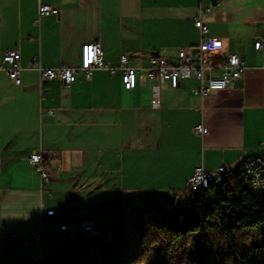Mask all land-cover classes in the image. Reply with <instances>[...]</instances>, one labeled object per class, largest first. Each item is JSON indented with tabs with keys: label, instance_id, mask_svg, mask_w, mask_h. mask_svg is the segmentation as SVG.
Listing matches in <instances>:
<instances>
[{
	"label": "crops",
	"instance_id": "obj_1",
	"mask_svg": "<svg viewBox=\"0 0 264 264\" xmlns=\"http://www.w3.org/2000/svg\"><path fill=\"white\" fill-rule=\"evenodd\" d=\"M41 3L60 13L39 16ZM199 17L207 35L224 44L207 56L214 68L204 81L222 75L230 54L247 66L243 77L206 98L195 92L202 83L194 77L173 87L140 73L137 86L126 90L120 71L97 70L70 86L38 71L79 66L82 46L95 41L111 67L120 66L123 54L137 68L159 56L177 64L181 49L195 50L202 40ZM260 39L264 0H0V57L19 50L22 67L20 84L0 74V264L86 242L63 225L80 229L89 218L108 232L114 227L102 223L123 220L129 207H177L197 167L225 165L231 172L264 150ZM155 86L159 105L152 104ZM199 124L206 134L196 131ZM33 154L43 156L48 179L30 162ZM183 185L185 191L173 189ZM40 229L48 235L37 242ZM21 230L29 234L27 247L15 236Z\"/></svg>",
	"mask_w": 264,
	"mask_h": 264
},
{
	"label": "trees",
	"instance_id": "obj_2",
	"mask_svg": "<svg viewBox=\"0 0 264 264\" xmlns=\"http://www.w3.org/2000/svg\"><path fill=\"white\" fill-rule=\"evenodd\" d=\"M242 165L177 207L127 208L109 238L91 235L11 264H264V194L252 189Z\"/></svg>",
	"mask_w": 264,
	"mask_h": 264
},
{
	"label": "built area",
	"instance_id": "obj_3",
	"mask_svg": "<svg viewBox=\"0 0 264 264\" xmlns=\"http://www.w3.org/2000/svg\"><path fill=\"white\" fill-rule=\"evenodd\" d=\"M38 11L39 16L60 13L59 9L43 3L39 5ZM195 24L202 32V40L195 50L189 48L181 49L177 64L173 63L168 58L159 56L152 58L147 68H137L129 65L128 56L123 54L121 56L120 66L118 68L111 67L103 59L104 50L100 43L95 41L86 43L82 46L81 64L79 66L46 68L39 65L38 71L41 77L50 79L60 78L67 86L72 85L80 76L90 79L97 70H108L112 74L120 71L122 84L126 90H133L137 86V78L140 73L145 74L149 80H158L159 82L168 81L173 87H176L183 78L194 77L202 83L200 87L195 89V92L200 94L203 98H206L213 91L225 90L233 80L243 77L247 66L245 60L238 54H230L221 67L222 75L220 77H211L205 82V72L214 68L211 60L207 56L209 54L219 53L223 49L224 44L222 39L207 35L210 29L201 17L196 20ZM263 47L264 39L255 42V48L257 50H261ZM194 53L199 59L198 65L193 64ZM1 72H6L16 84L21 83L22 67L21 53L19 50L9 49L2 54L0 57V74ZM1 81L2 79L0 76V83ZM152 91V104L159 105L157 87L155 86L152 88ZM50 112L53 113V111ZM196 131L200 134H206L208 128L203 124H199L196 127ZM30 162L41 173L44 179L49 178L50 173L45 167L44 159L41 154H33L30 157ZM227 172L228 169L225 165H220L216 169H206L202 166L197 167L193 176L187 183V194L192 195L199 193V191H203L204 180H218V184L222 183V174H227ZM242 172L246 173V178L252 186V189L258 194H264V150L247 159L243 163ZM127 210H131V208ZM45 214L47 216H53L55 211L46 209ZM81 228L87 233L97 231L93 221L90 219L83 221L81 223ZM60 229L73 235L78 231V226L74 223H70L61 226ZM47 235V230L40 229L35 233L34 240L42 242ZM15 236L20 237L24 246L29 244V234L27 231H17L15 232Z\"/></svg>",
	"mask_w": 264,
	"mask_h": 264
},
{
	"label": "rangeland",
	"instance_id": "obj_4",
	"mask_svg": "<svg viewBox=\"0 0 264 264\" xmlns=\"http://www.w3.org/2000/svg\"><path fill=\"white\" fill-rule=\"evenodd\" d=\"M238 168H236V170H237ZM131 185H132V183H131ZM141 185H145V184H141ZM145 186H148V185H145ZM145 186H143V187H145ZM148 191L149 190H155L153 187H145ZM159 189V188H158ZM162 189H165L164 187L163 188H161L160 190H162ZM169 189V188H168ZM173 189H181V190H183V191H185V189H186V185H183V186H178V187H175V186H173ZM149 192H153V191H149ZM185 194V193H184ZM83 221H85V219L83 220ZM82 221V222H83ZM121 223H122V220H118L117 218H112V219H109V220H107V221H104L102 224L103 225H107V226H109V227H114V228H111L110 230H108V232H107V234H103L102 236L103 237H105V238H109V237H111L113 234H114V231L117 229V228H119V226L121 225ZM69 233V232H68ZM70 234V233H69ZM77 236H79V235H77ZM88 239V238H87ZM86 240V239H85ZM87 241V240H86Z\"/></svg>",
	"mask_w": 264,
	"mask_h": 264
},
{
	"label": "bare ground",
	"instance_id": "obj_5",
	"mask_svg": "<svg viewBox=\"0 0 264 264\" xmlns=\"http://www.w3.org/2000/svg\"><path fill=\"white\" fill-rule=\"evenodd\" d=\"M242 171H243V165H242ZM243 174L246 177V173H243ZM225 176H226V174H222V181H224ZM213 184L218 185V180H204L203 191L209 189L210 186L213 185ZM199 192H201V191H199ZM89 233H91L93 235L99 234L98 231H93V232H89Z\"/></svg>",
	"mask_w": 264,
	"mask_h": 264
},
{
	"label": "water",
	"instance_id": "obj_6",
	"mask_svg": "<svg viewBox=\"0 0 264 264\" xmlns=\"http://www.w3.org/2000/svg\"><path fill=\"white\" fill-rule=\"evenodd\" d=\"M87 219H89V218H87ZM86 220V219H85ZM91 220V219H90ZM93 221V220H92ZM93 223H94V221H93ZM94 227H95V229L98 231V233H107V231H101V230H99V229H97L96 228V226H95V223H94ZM82 233L83 235H85L86 237H89V236H91V235H93V234H91V233H87V232H85L82 228H81V226H80V229L78 228V231H76L75 232V234H70L71 236H75L76 234H78V233ZM29 245V244H28ZM27 245V246H28ZM24 246V245H23ZM27 246H25V247H27Z\"/></svg>",
	"mask_w": 264,
	"mask_h": 264
}]
</instances>
